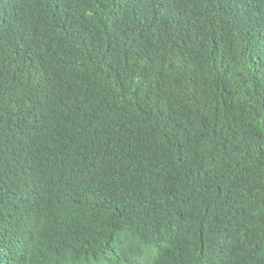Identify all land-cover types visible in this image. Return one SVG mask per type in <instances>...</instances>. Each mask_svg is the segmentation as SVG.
<instances>
[{
    "label": "trees",
    "instance_id": "obj_1",
    "mask_svg": "<svg viewBox=\"0 0 264 264\" xmlns=\"http://www.w3.org/2000/svg\"><path fill=\"white\" fill-rule=\"evenodd\" d=\"M0 264H264V0H0Z\"/></svg>",
    "mask_w": 264,
    "mask_h": 264
}]
</instances>
